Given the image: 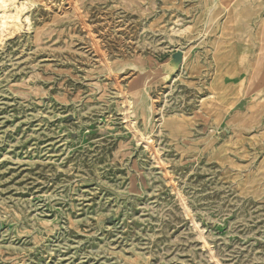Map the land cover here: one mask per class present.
Wrapping results in <instances>:
<instances>
[{
	"label": "rangeland",
	"instance_id": "obj_1",
	"mask_svg": "<svg viewBox=\"0 0 264 264\" xmlns=\"http://www.w3.org/2000/svg\"><path fill=\"white\" fill-rule=\"evenodd\" d=\"M17 6L0 264H264V0Z\"/></svg>",
	"mask_w": 264,
	"mask_h": 264
},
{
	"label": "bare ground",
	"instance_id": "obj_2",
	"mask_svg": "<svg viewBox=\"0 0 264 264\" xmlns=\"http://www.w3.org/2000/svg\"><path fill=\"white\" fill-rule=\"evenodd\" d=\"M17 4H18V0H0V10L3 12L2 15L0 16V19L2 21L15 19L16 15L11 12L10 10L11 7H13L17 13H22L23 7L20 8L19 6H17Z\"/></svg>",
	"mask_w": 264,
	"mask_h": 264
}]
</instances>
